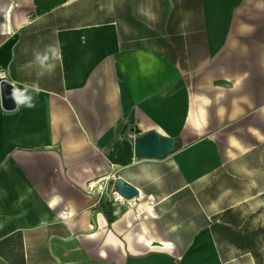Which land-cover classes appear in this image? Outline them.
Here are the masks:
<instances>
[{"label":"crops","instance_id":"1","mask_svg":"<svg viewBox=\"0 0 264 264\" xmlns=\"http://www.w3.org/2000/svg\"><path fill=\"white\" fill-rule=\"evenodd\" d=\"M3 74L0 264H264V0H0Z\"/></svg>","mask_w":264,"mask_h":264},{"label":"water","instance_id":"2","mask_svg":"<svg viewBox=\"0 0 264 264\" xmlns=\"http://www.w3.org/2000/svg\"><path fill=\"white\" fill-rule=\"evenodd\" d=\"M0 99L2 108L7 111L16 109L18 105L17 86L6 77L0 79ZM178 143L177 138L150 130L134 137V152L138 157L161 158L174 152ZM115 184L117 190L128 199L139 195V190L123 178H118Z\"/></svg>","mask_w":264,"mask_h":264},{"label":"built area","instance_id":"3","mask_svg":"<svg viewBox=\"0 0 264 264\" xmlns=\"http://www.w3.org/2000/svg\"><path fill=\"white\" fill-rule=\"evenodd\" d=\"M5 77V75H1V78ZM117 178L115 174L108 173L99 176L98 178L87 182L85 187V192L88 194H97L102 197L105 194L109 195V199L114 206H122V207H131L135 205V198L128 199L124 197L116 188Z\"/></svg>","mask_w":264,"mask_h":264},{"label":"trees","instance_id":"4","mask_svg":"<svg viewBox=\"0 0 264 264\" xmlns=\"http://www.w3.org/2000/svg\"><path fill=\"white\" fill-rule=\"evenodd\" d=\"M179 147H180V144L177 145V148H179Z\"/></svg>","mask_w":264,"mask_h":264}]
</instances>
